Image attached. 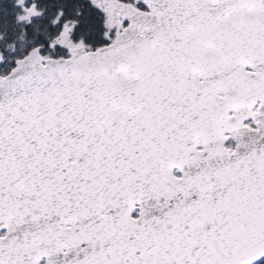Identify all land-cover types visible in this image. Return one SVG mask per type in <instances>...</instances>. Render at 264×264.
<instances>
[{
    "label": "snow or ice",
    "instance_id": "6c2138e0",
    "mask_svg": "<svg viewBox=\"0 0 264 264\" xmlns=\"http://www.w3.org/2000/svg\"><path fill=\"white\" fill-rule=\"evenodd\" d=\"M0 264H264V0H0Z\"/></svg>",
    "mask_w": 264,
    "mask_h": 264
}]
</instances>
